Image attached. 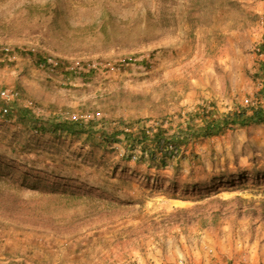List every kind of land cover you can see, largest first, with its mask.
Returning a JSON list of instances; mask_svg holds the SVG:
<instances>
[{"label":"rangeland","instance_id":"obj_1","mask_svg":"<svg viewBox=\"0 0 264 264\" xmlns=\"http://www.w3.org/2000/svg\"><path fill=\"white\" fill-rule=\"evenodd\" d=\"M263 38L264 0H0V91L96 129L0 113V165L28 173L0 191V264H264V123L193 137L165 167L101 135L258 105Z\"/></svg>","mask_w":264,"mask_h":264},{"label":"trees","instance_id":"obj_2","mask_svg":"<svg viewBox=\"0 0 264 264\" xmlns=\"http://www.w3.org/2000/svg\"><path fill=\"white\" fill-rule=\"evenodd\" d=\"M260 52L264 53V38L261 43ZM260 69L264 73V61L260 64ZM262 99L258 105L254 106H236L233 110L223 113L218 117L203 116L204 123L201 126L194 124L192 118L186 121V126H178L175 131L170 132L168 127H164L161 123L151 125L150 128L145 127L139 121L131 124L130 129L114 128L110 133L102 131L101 135L103 142L110 143L111 141H120L117 139L123 136L124 143L128 147L134 149L140 148L139 158L149 162V165L157 167H165L169 161L179 154L181 144L192 139L193 137H209L222 132L231 125L248 126L250 124L264 123V88H261ZM16 100L9 103V109L15 111V118L20 124L27 126L29 130L39 131L41 134L49 132L52 135H69L75 137H84L86 139L95 135L96 129L92 120H58L56 118L42 119L36 117L32 110L28 107L16 105ZM4 105L2 103L1 108ZM211 115L214 111L210 112ZM28 173H22L18 169H11L0 165V186H6V189L11 193L17 194L19 189L26 183ZM11 196L0 194V202H5Z\"/></svg>","mask_w":264,"mask_h":264},{"label":"built area","instance_id":"obj_3","mask_svg":"<svg viewBox=\"0 0 264 264\" xmlns=\"http://www.w3.org/2000/svg\"><path fill=\"white\" fill-rule=\"evenodd\" d=\"M8 50H9L8 48L0 49V51L5 52V55H7ZM54 63L57 64V62H54ZM17 96H18V93L13 89L6 88L0 91V99L4 103V105L1 108V112L3 115H6L9 113L8 105L9 103L16 100Z\"/></svg>","mask_w":264,"mask_h":264}]
</instances>
